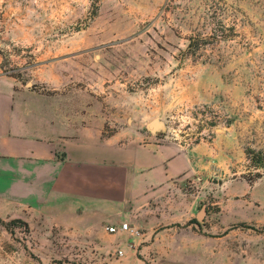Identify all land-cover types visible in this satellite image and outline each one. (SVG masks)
Segmentation results:
<instances>
[{"label":"rangeland","instance_id":"rangeland-1","mask_svg":"<svg viewBox=\"0 0 264 264\" xmlns=\"http://www.w3.org/2000/svg\"><path fill=\"white\" fill-rule=\"evenodd\" d=\"M0 71L90 146L188 153L152 204L214 264H264V0H0ZM21 192L0 197V264H94L108 227Z\"/></svg>","mask_w":264,"mask_h":264},{"label":"crops","instance_id":"crops-1","mask_svg":"<svg viewBox=\"0 0 264 264\" xmlns=\"http://www.w3.org/2000/svg\"><path fill=\"white\" fill-rule=\"evenodd\" d=\"M50 104L48 98L18 87L0 71L2 201L18 200L22 190L28 197L41 194L45 198L48 190L50 202L65 200L86 220L91 213L95 228L118 229L127 223L133 234L117 231L89 239L96 245L94 264H214L211 259L215 257L201 253L200 247L187 246L199 238L178 235L168 227L180 223L176 205L152 204L158 197L152 187L166 178L160 170L164 158L176 159L184 170L188 153L121 148L116 135L90 146L88 136H73ZM162 223L170 231L157 233ZM81 226L90 224L87 220Z\"/></svg>","mask_w":264,"mask_h":264},{"label":"built area","instance_id":"built-area-1","mask_svg":"<svg viewBox=\"0 0 264 264\" xmlns=\"http://www.w3.org/2000/svg\"><path fill=\"white\" fill-rule=\"evenodd\" d=\"M107 231L109 233H116L117 231H123V232H128L129 234H133V231L128 229V225L127 223H121L119 225V228L117 229L116 227H108L107 228ZM117 255L118 256H121L122 255V252H117Z\"/></svg>","mask_w":264,"mask_h":264},{"label":"trees","instance_id":"trees-1","mask_svg":"<svg viewBox=\"0 0 264 264\" xmlns=\"http://www.w3.org/2000/svg\"><path fill=\"white\" fill-rule=\"evenodd\" d=\"M248 153L252 155L251 161L257 165L264 164V151L262 152H254L252 150H249Z\"/></svg>","mask_w":264,"mask_h":264},{"label":"water","instance_id":"water-1","mask_svg":"<svg viewBox=\"0 0 264 264\" xmlns=\"http://www.w3.org/2000/svg\"><path fill=\"white\" fill-rule=\"evenodd\" d=\"M153 124L152 123H150L149 125H148V129H150V130H152L153 129Z\"/></svg>","mask_w":264,"mask_h":264}]
</instances>
